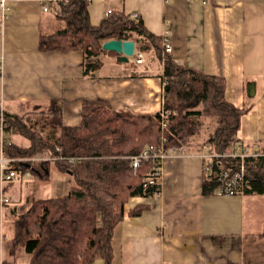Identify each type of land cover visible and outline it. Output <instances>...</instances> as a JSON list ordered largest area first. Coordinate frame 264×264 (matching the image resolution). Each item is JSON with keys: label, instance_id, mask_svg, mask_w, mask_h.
I'll return each mask as SVG.
<instances>
[{"label": "crops", "instance_id": "crops-1", "mask_svg": "<svg viewBox=\"0 0 264 264\" xmlns=\"http://www.w3.org/2000/svg\"><path fill=\"white\" fill-rule=\"evenodd\" d=\"M55 1L8 0L10 13L0 33V110L24 116L57 105L68 127L79 124L85 102L157 114L166 77L153 55L144 56L142 64L134 56L122 63L118 54L106 51L93 74L85 75L81 50L40 48V36L64 28ZM85 1L91 25L109 12H122L140 19L155 36L168 32L176 63L222 78L225 99L237 108L249 107L237 138L250 151L264 152V0ZM6 142L28 145L0 128V161L7 158ZM200 153L181 149L170 156L162 163L159 194L128 200L125 211L139 205L145 210L112 230L110 264H264V196L204 194L203 180L212 174L202 168ZM35 176L4 182L0 168V264H33L30 254L12 244L14 221L33 200L70 190L71 179L51 169L48 180L36 176L37 183L27 184L26 192L21 188L20 197L13 195L14 183L25 185ZM32 187L39 196L28 191Z\"/></svg>", "mask_w": 264, "mask_h": 264}, {"label": "trees", "instance_id": "trees-1", "mask_svg": "<svg viewBox=\"0 0 264 264\" xmlns=\"http://www.w3.org/2000/svg\"><path fill=\"white\" fill-rule=\"evenodd\" d=\"M54 8L64 28L40 36L42 50H81L83 72L91 75L100 65L98 57L106 52L102 50L104 42L133 41L135 54L153 55L162 65L166 77L163 107L174 113L164 130L160 129L158 113L113 111L99 102L83 103L75 127L63 124L57 105L24 116L0 114L4 132L28 142L27 146L6 142L7 158L48 155L56 159L22 170L29 169L44 181L53 167L72 182L67 195L37 198L16 217L13 246L30 254L33 264H92L96 259L110 264L112 230L126 217L145 210L139 205L125 211V204L132 197H153L160 191L159 184L145 185L150 161H141L134 171L129 157L158 145L161 136L165 148L180 150L200 152L205 144L211 151L228 153L238 146L245 147L237 135L249 107L237 108L225 99L222 78L176 63L164 51L162 37L147 31L137 17L109 12L94 26L89 22L85 0L56 1ZM256 153L244 160V194L264 196V152ZM67 158L75 160L70 163ZM224 166L237 170L239 159L229 157ZM214 171L203 180L204 194L213 193L217 187Z\"/></svg>", "mask_w": 264, "mask_h": 264}, {"label": "built area", "instance_id": "built-area-1", "mask_svg": "<svg viewBox=\"0 0 264 264\" xmlns=\"http://www.w3.org/2000/svg\"><path fill=\"white\" fill-rule=\"evenodd\" d=\"M65 1L68 0H56ZM55 1V2H56ZM44 10H48L47 6H44ZM10 13V6L8 0H0V33L4 28V23L8 19ZM162 47L166 53L171 52V45L168 39V32L162 35ZM133 56L135 57V62L137 64L144 63V55L142 53H136L134 51ZM3 65V57L0 56V71ZM166 85V81L163 82V88ZM2 116V111L0 110ZM174 113L166 110L163 106L158 111L160 119V129L164 130L167 126L168 119ZM0 128L3 130V125L0 123ZM165 139L163 136L160 137V143L156 146L144 149L140 154L129 157L130 167L135 171L141 161H150L152 164L151 171L145 177L144 182L146 184H159L162 171V163L174 155L180 149L175 148H165ZM201 153L199 157L202 160V168L205 172L212 173L214 171L215 179L217 182V187L214 192L218 195H243L244 194V160L247 157H255L258 154L251 152L247 147H236L233 151L228 153H217L211 151L207 145H202ZM238 158L239 168L233 170V168L224 166V160L227 158ZM56 158H46L43 160H54ZM70 163L74 162L75 158H67ZM18 166V167H17ZM28 167L26 160L22 159H9L2 158L0 161L1 168V180L2 181H12L15 179H21L23 177L29 178L31 176V171L26 169L22 170V167ZM1 263V260H0Z\"/></svg>", "mask_w": 264, "mask_h": 264}, {"label": "water", "instance_id": "water-1", "mask_svg": "<svg viewBox=\"0 0 264 264\" xmlns=\"http://www.w3.org/2000/svg\"><path fill=\"white\" fill-rule=\"evenodd\" d=\"M102 50L118 54L117 61L127 63L134 54V42L122 40H110L102 44ZM254 95V85L249 83L247 86V96L251 98Z\"/></svg>", "mask_w": 264, "mask_h": 264}, {"label": "rangeland", "instance_id": "rangeland-1", "mask_svg": "<svg viewBox=\"0 0 264 264\" xmlns=\"http://www.w3.org/2000/svg\"><path fill=\"white\" fill-rule=\"evenodd\" d=\"M151 57H149V59H150ZM150 61V60H149ZM35 117V116H34ZM46 158H50L48 155H45V154H37V155H35V157H33V158H16V159H22V160H26V162H27V164L28 165H30V168L32 167V168H37L38 167V164L40 163V162H42L43 161V159H46ZM51 169H53V167H51ZM32 170V169H31ZM31 173H32V171H31ZM206 175V174H205ZM206 176H208V174L206 175ZM39 180H38V178L35 176L34 178H32L30 181H27V182H24V183H26L25 185L24 184H16V183H14V193H13V195L14 196H16L17 198L18 197H20V195H21V192H20V189L22 188V191L23 190H25V192H26V188L27 187H30V186H27L26 187V185L27 184H31V185H33L34 183H37ZM47 184V183H46ZM24 187H26L25 189H24ZM28 191H30V192H33L36 196H39V190L38 189H35V188H31V190H28ZM17 200V199H16Z\"/></svg>", "mask_w": 264, "mask_h": 264}]
</instances>
